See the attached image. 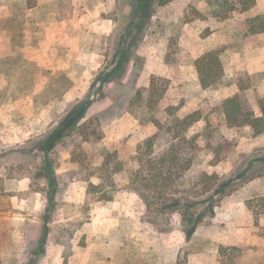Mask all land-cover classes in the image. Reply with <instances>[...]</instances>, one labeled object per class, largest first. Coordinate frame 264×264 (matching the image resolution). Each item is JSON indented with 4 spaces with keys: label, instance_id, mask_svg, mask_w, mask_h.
Returning a JSON list of instances; mask_svg holds the SVG:
<instances>
[{
    "label": "rangeland",
    "instance_id": "1",
    "mask_svg": "<svg viewBox=\"0 0 264 264\" xmlns=\"http://www.w3.org/2000/svg\"><path fill=\"white\" fill-rule=\"evenodd\" d=\"M243 1L229 0L225 6L233 10L215 16L221 4L207 0H146L139 7L136 0H0L1 264H30L44 218L48 234L36 264H264V255L248 258L243 245L220 256L221 246L175 234L165 241V233L182 231L179 215H151L127 172L147 138L154 155L170 145L168 106H177L179 117L198 109L203 118L185 134L198 135L200 153L184 184L200 191V173L213 175L209 190L192 198L199 201L193 207L202 214L199 227L228 198L247 206L264 193V132L228 127L219 113L223 98L236 91L235 79L250 84L255 112L264 95V70H256L264 66V32L244 36L239 29L244 18L264 13V0L245 11ZM208 49L220 50L224 75L202 89L194 61ZM120 52L127 60L114 71L118 76L98 89L99 75L115 68ZM152 75L168 82L148 111ZM88 95L85 117L46 153L55 189L49 205L36 142ZM113 151L106 169L104 155ZM116 163L121 170L112 172ZM89 183H101L111 200L87 191Z\"/></svg>",
    "mask_w": 264,
    "mask_h": 264
},
{
    "label": "trees",
    "instance_id": "2",
    "mask_svg": "<svg viewBox=\"0 0 264 264\" xmlns=\"http://www.w3.org/2000/svg\"><path fill=\"white\" fill-rule=\"evenodd\" d=\"M168 1L170 0H160L162 4ZM144 2L146 0H136L137 7L141 6V3L143 4ZM207 2L209 4H213L214 2L221 4L218 9L213 11L215 16H219L222 13L229 14L233 10L232 5L229 8L225 6L229 0H207ZM253 2V0L243 1L241 3V10L245 11L249 9ZM239 29L244 36L264 32V13H257L244 18L240 23ZM126 60L127 57L125 54L122 55L120 52V56L114 61L115 68L110 71H104L99 75L100 85L98 89L101 88L103 83L109 82L118 76L114 71L121 69ZM194 66L196 68L199 86L202 89L214 86L223 78L224 69L220 59V50H206L195 59ZM167 82L168 80L166 78L160 76L152 75L150 77L148 94L144 102V107L148 111L153 109L163 97L167 88ZM234 84L237 90L233 94L224 97L220 103L219 113L223 123L228 127L235 128L246 126L251 130L252 135L263 133L264 95L257 97L258 112H255L250 107L246 94V90L250 87V84L244 79H235ZM135 95L136 99L142 100L140 90H137ZM92 101L93 99L88 95L74 102L57 124L36 142L35 147L43 152L44 165L48 171L45 176L49 188L46 196L49 205H51L54 198L55 189L53 187L54 176L50 170L51 165L47 160L46 153L47 151H51L56 144L77 127L80 120L85 117ZM177 109V106H168L166 108V111L173 116L171 119L173 137L168 148L160 154L154 155L152 138H147L142 144L138 145L133 157V161L136 162V167L128 169L127 172L132 182H136L135 189L142 195L148 212L154 217H162L166 214H178L185 238L191 240L194 237L196 228L202 223V214L193 210V207L199 201L192 198L198 195L200 191L204 193L209 190L208 182L213 175L210 176L204 172L200 173V177L196 180V183L202 182L200 191L193 188L195 184L190 187V189L193 188L192 191L186 188L184 184L185 175L194 165L195 159L200 153V145L196 141L197 134L186 136L185 133L190 126L203 118V115L196 109L179 117L175 115ZM150 121L160 126L159 121L155 117H150ZM115 154V151L106 152L102 166L107 169ZM119 170H121L120 163H116L112 168V172ZM96 189L99 193L103 194V199L111 200L112 194L105 192L101 183H98V185L89 183L87 191H96ZM247 206L252 210L254 223L258 225V218L264 215V193L257 196L253 201H250ZM210 211L212 212V210ZM43 220L37 241L38 246L36 251H34L35 258L31 259L30 264H36L37 257L44 252L48 229L46 225L47 219L44 218ZM258 234L264 236V226L258 228ZM225 250H231V253L228 254L232 256L233 253L239 251V246H221L218 251L219 255L223 256ZM231 256L229 259H231Z\"/></svg>",
    "mask_w": 264,
    "mask_h": 264
},
{
    "label": "crops",
    "instance_id": "3",
    "mask_svg": "<svg viewBox=\"0 0 264 264\" xmlns=\"http://www.w3.org/2000/svg\"><path fill=\"white\" fill-rule=\"evenodd\" d=\"M263 68L264 66L256 70L263 71ZM209 220L205 227L196 228L194 238L191 240L199 241L202 246L212 247L243 245L248 247V258H252L251 254L264 255V236L258 234V228L264 226V215L258 218V225H256L252 210L239 198L225 200L222 211L216 212ZM171 234H175L180 241L186 242L181 230L165 233V241Z\"/></svg>",
    "mask_w": 264,
    "mask_h": 264
}]
</instances>
